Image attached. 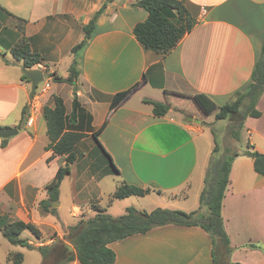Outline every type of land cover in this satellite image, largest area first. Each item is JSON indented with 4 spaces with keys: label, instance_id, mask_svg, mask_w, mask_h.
<instances>
[{
    "label": "crops",
    "instance_id": "0c3cea01",
    "mask_svg": "<svg viewBox=\"0 0 264 264\" xmlns=\"http://www.w3.org/2000/svg\"><path fill=\"white\" fill-rule=\"evenodd\" d=\"M181 1L196 24L162 55L144 49L133 35L134 26L148 16L133 7L135 0H0V127L18 130L4 147L0 139V218L34 224L40 239L21 234L34 248L53 245L69 226L94 217L98 210L116 216L114 207L122 210L126 199L136 198L132 203L146 212L162 208L188 213L199 208L215 146L213 121H184V115L175 111L181 98L175 94L204 95L222 107L246 88L264 38V0ZM103 5L85 40L83 27ZM21 44L39 56L40 63L31 69L40 70L49 82L47 92L31 100L30 83L22 79L19 68L22 61L12 55ZM79 44L83 46L75 56L72 49ZM74 60L78 70L74 85L53 82L52 74L68 77ZM134 86L101 129L113 96ZM52 97L62 99L67 116L76 97L80 117L67 128L84 135L76 144L70 173L59 187L57 201L65 183L71 201V220L63 218L62 229L55 223V218L62 219L60 202L54 214H42L38 208L48 198L46 185L65 159L56 156L47 162L52 153L45 149L48 137L42 107L52 108ZM145 101L170 107L157 117ZM24 108L26 120L19 128ZM256 108L260 116L244 121L237 152L248 146L249 151L264 155V92ZM30 116L34 120L28 126ZM98 131L97 141L117 170L112 175L119 181L113 186L106 187L111 173L102 168L95 152L92 134ZM121 183L149 193L110 201ZM221 216L232 250L230 262L264 264V177L255 173L247 156L239 155L232 162ZM108 247L115 254L114 264H214L208 234L193 226L156 227ZM23 248L10 245L0 232V264H7L12 253H20L24 262Z\"/></svg>",
    "mask_w": 264,
    "mask_h": 264
},
{
    "label": "trees",
    "instance_id": "16d2710c",
    "mask_svg": "<svg viewBox=\"0 0 264 264\" xmlns=\"http://www.w3.org/2000/svg\"><path fill=\"white\" fill-rule=\"evenodd\" d=\"M111 0H107L109 2ZM104 5L94 14L93 18L83 27L85 40H88L94 30L97 19L104 10ZM133 7L145 10L147 18L134 26L133 35L136 41L146 50H152L160 54H166L174 49L181 39L195 26L196 22L181 0H135ZM3 9L0 7V12ZM81 44L72 49L76 56ZM15 60L22 61L26 69H31L40 63L39 56L30 53L28 46L21 44L12 51ZM67 78L50 75L55 83H67L74 85L78 76L77 61L74 60L68 71ZM22 79L30 83L23 75ZM133 88L113 96L107 119L102 125L105 126L109 115L119 107L136 89ZM264 92V38L261 45L259 58L251 75V81L246 88L237 92L233 100L222 107H217L208 97L204 95L180 96L175 110L184 114L186 109H193L199 112V118L205 119L213 114L215 121L233 120L236 122L235 129L232 127L231 137L239 141V131L247 118H258L260 112L257 110V103ZM53 107L43 106L42 117L46 124L48 144L45 147L52 155L47 159L49 162L56 156H65L64 163L59 166L54 178L45 187L47 199L39 203V211L42 214H54L56 209L50 207L51 202L57 201L59 187L63 179L70 173V165L76 160V144L84 137L80 132L71 130L70 124L76 122L80 117V105L76 97L72 101L71 113L67 116L62 99L52 97ZM152 105L154 116L161 117L169 110V105L145 101ZM198 114V115H199ZM26 120V108L22 110L19 128ZM98 132L92 134L97 148L109 163V173H117L109 156L104 152L97 141ZM214 137V149L209 160L203 189L199 195V208L192 212L180 210H169L156 208L151 212L139 211L134 208H127L125 213L118 217H112L103 210L96 211L92 218L81 219L76 224L67 228L63 239L57 240L51 246H39L34 248L27 239L21 237L23 232H28L35 239H40V231L32 223L22 221L8 222L0 218V232L3 238L13 246L36 249L42 257L41 264H65L70 261H77L79 264H114L115 254L108 247L110 243L123 240L137 234H145L153 228L167 225L199 227L206 232L212 245L214 264H239L230 262L231 248L228 236L224 229L221 216L222 201L229 183V173L232 162L239 155L247 156L253 160L255 173L264 177V155L256 151H249V147L242 152L230 153L224 150L220 153L217 150L215 130L211 128ZM215 133V134H214ZM6 139L2 140L4 147ZM149 193L148 189H141L135 186L121 183L110 197V201L122 200L131 196H144ZM7 264H23V256L20 253H12L7 257Z\"/></svg>",
    "mask_w": 264,
    "mask_h": 264
},
{
    "label": "rangeland",
    "instance_id": "374dc122",
    "mask_svg": "<svg viewBox=\"0 0 264 264\" xmlns=\"http://www.w3.org/2000/svg\"><path fill=\"white\" fill-rule=\"evenodd\" d=\"M83 44L81 45V47L83 46ZM60 73H63V72L60 71ZM47 77L48 76L45 75V78H47ZM175 111L178 112L177 110H175ZM198 114H199V112L196 110H193L191 108L186 109L184 114H183L184 115L183 116L184 121H188L187 120L188 116H191L194 119H197V118H195V116L198 118L200 116L202 117V115H200V114L198 115ZM206 120L213 121L211 126L214 128V130L216 132V134L215 133L214 134H215L216 141H217V150L220 153H222L224 150H228L230 153L237 152L239 144L235 139H233L231 137L232 127L235 129L236 122L233 120L215 121L213 114L211 116L207 117ZM204 124H206V123L204 122ZM95 152L97 155L100 156L99 161L102 165V168H106L109 170L110 165L107 162V160L103 157V155L99 152L98 149H96ZM107 178H108L107 181H105L106 187L111 186V185L113 186V184H115V182L118 183V181H119V178L116 177L115 175H112V174L110 177H107ZM132 200H136V198L135 199L134 198L126 199L124 202H122L121 203L122 210H120V211H119V208L114 207L115 209H113V211H112V213L116 212V216H114V217H118V216L123 215L126 211V210L125 211L123 210L124 207H126V208L132 207L136 210L142 209L141 208L142 206H140L138 203L133 204ZM59 202L61 203V206L59 208V213L61 214L62 219L60 220V219L55 218V223L57 224L59 229H62L61 225L63 224V218L71 220V218L68 215L69 209L71 206L70 205L71 201H70V194H69V189L67 187V183H65L62 187V190L60 192V200L56 201V203H59ZM132 205H135V206H132ZM115 206H119V203H116ZM1 218H4V220L8 221V219L6 217H1ZM25 236H27V234H25ZM42 241L45 242V240H42ZM23 251L25 253L23 264H41L42 263V257L36 249H28V248L24 247Z\"/></svg>",
    "mask_w": 264,
    "mask_h": 264
},
{
    "label": "water",
    "instance_id": "95a60500",
    "mask_svg": "<svg viewBox=\"0 0 264 264\" xmlns=\"http://www.w3.org/2000/svg\"><path fill=\"white\" fill-rule=\"evenodd\" d=\"M85 43V42H84ZM1 56V54H0ZM20 70L22 71L23 75L28 79L30 82V92H29V99L31 100L35 94L37 86L44 81L43 73L37 69H26L22 65L19 66ZM187 120L193 123L199 124L200 121L194 119L191 116L187 117ZM18 130L16 128H7V127H0V139H8L15 135H17ZM50 207L55 209L57 207V203L54 201L51 203Z\"/></svg>",
    "mask_w": 264,
    "mask_h": 264
},
{
    "label": "built area",
    "instance_id": "2783aa9c",
    "mask_svg": "<svg viewBox=\"0 0 264 264\" xmlns=\"http://www.w3.org/2000/svg\"><path fill=\"white\" fill-rule=\"evenodd\" d=\"M48 89H49V83L47 81H43L41 84L37 86V89L35 91L33 98L35 99V96H39V95L46 93ZM33 120L34 119L32 118V116H30L27 119V125L30 126L33 123Z\"/></svg>",
    "mask_w": 264,
    "mask_h": 264
},
{
    "label": "flooded vegetation",
    "instance_id": "af4514ba",
    "mask_svg": "<svg viewBox=\"0 0 264 264\" xmlns=\"http://www.w3.org/2000/svg\"><path fill=\"white\" fill-rule=\"evenodd\" d=\"M183 115V114H182Z\"/></svg>",
    "mask_w": 264,
    "mask_h": 264
}]
</instances>
